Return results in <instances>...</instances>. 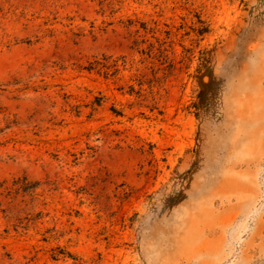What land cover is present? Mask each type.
<instances>
[{
	"label": "rangeland",
	"instance_id": "374dc122",
	"mask_svg": "<svg viewBox=\"0 0 264 264\" xmlns=\"http://www.w3.org/2000/svg\"><path fill=\"white\" fill-rule=\"evenodd\" d=\"M0 264H264V0H0Z\"/></svg>",
	"mask_w": 264,
	"mask_h": 264
}]
</instances>
